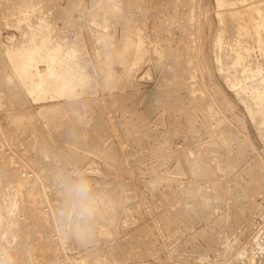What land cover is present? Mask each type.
Masks as SVG:
<instances>
[{"label": "rangeland", "instance_id": "1", "mask_svg": "<svg viewBox=\"0 0 264 264\" xmlns=\"http://www.w3.org/2000/svg\"><path fill=\"white\" fill-rule=\"evenodd\" d=\"M219 4L0 0V264H264V0Z\"/></svg>", "mask_w": 264, "mask_h": 264}, {"label": "clouds", "instance_id": "2", "mask_svg": "<svg viewBox=\"0 0 264 264\" xmlns=\"http://www.w3.org/2000/svg\"><path fill=\"white\" fill-rule=\"evenodd\" d=\"M64 206L56 216L57 228L67 239L75 237L82 245L93 243L89 221L93 217V197L90 186L83 178L65 185Z\"/></svg>", "mask_w": 264, "mask_h": 264}, {"label": "bare ground", "instance_id": "3", "mask_svg": "<svg viewBox=\"0 0 264 264\" xmlns=\"http://www.w3.org/2000/svg\"><path fill=\"white\" fill-rule=\"evenodd\" d=\"M220 4H226L227 2H229V0H217ZM248 1V0H247ZM253 1V0H252ZM244 2V1H243ZM255 2H257V1H255ZM254 2V3H255ZM239 3V2H238ZM249 2H247V4H245L247 7L245 8V11L246 10H249L250 9V11L252 12L253 11V9H254V7H252V6H250L251 5V2L248 4ZM257 3H259V2H257ZM220 4H219V6H220ZM244 4H243V6H244ZM252 5H253V3H252ZM228 6V5H227ZM239 6V5H238ZM255 6H256V3H255ZM260 6V5H259ZM258 6V7H259ZM242 7V6H241ZM232 8V7H231ZM240 8V7H239ZM238 8V9H239ZM233 9V8H232ZM252 9V10H251ZM257 8H255V10H256ZM233 10H235V9H233ZM237 10V9H236ZM260 10H261V8H260ZM263 10V9H262ZM228 11V13L232 16V15H234L235 14V11H232L230 8L227 10ZM239 11V10H238ZM250 11H249V13H250ZM257 11H259V10H257ZM264 11V10H263ZM218 12H220V11H218ZM223 12V11H222ZM226 12V11H225ZM240 12V11H239ZM245 13H247V12H245ZM238 14V13H237ZM260 14V13H259ZM262 14H263V12H262ZM252 15H253V13H252ZM255 15H258L257 13H255ZM223 16V15H222ZM254 16V15H253ZM226 17V16H225ZM261 17V16H260ZM224 19V18H223ZM230 19V18H229ZM264 19V18H263ZM227 20V19H226ZM226 20L224 21V22H226ZM248 20H249V18H248ZM261 20H262V18H261ZM227 21H229V20H227ZM237 21V20H236ZM230 22H232V20L230 19ZM239 23V22H238ZM251 23H252V21H251ZM226 24V23H225ZM228 24V23H227ZM245 24H246V22H245ZM258 24V23H257ZM230 25V24H229ZM236 26V25H235ZM234 26V27H235ZM253 26H255V24H253ZM222 27V26H221ZM246 27V26H245ZM248 27H249V25H248ZM252 27V26H251ZM243 28V27H242ZM239 29V28H238ZM223 31V30H222ZM241 31V30H240ZM244 30H242V32H243ZM248 31V30H247ZM261 31V30H260ZM264 31V30H263ZM249 32V31H248ZM256 32H257V30H256ZM233 33V32H232ZM251 33H252V31H251ZM261 33V32H260ZM241 34V33H240ZM247 34V33H246ZM254 34V33H253ZM262 34V33H261ZM264 35V34H263ZM235 36L236 35H234V39H235ZM245 36V35H244ZM257 35H255V37H256ZM254 37V36H253ZM254 37V38H255ZM237 38H239V37H237ZM256 38H259V37H256ZM221 40H223V39H221ZM228 40V39H227ZM255 40V39H254ZM257 40H259V39H257ZM261 40V39H260ZM236 41H238V39L236 40ZM244 41V40H243ZM253 41V40H252ZM219 42V41H218ZM227 42V41H226ZM240 42V41H239ZM242 42V41H241ZM251 42V41H250ZM263 42V41H262ZM233 43V42H232ZM229 44H231V43H229ZM236 44V43H235ZM251 44V43H250ZM254 44V43H253ZM252 44V45H253ZM233 45V44H232ZM239 45V44H238ZM243 45V43L241 44V46ZM259 45V44H258ZM248 46V45H247ZM261 46H262V44H261ZM222 47H223V45H222ZM221 47V48H222ZM245 48H247L246 46H244ZM235 48H236V46H235ZM234 48V49H235ZM240 49V48H239ZM263 49V48H262ZM261 49V50H262ZM229 50V49H228ZM248 50H249V47H248ZM236 51H237V48H236ZM243 51V49H241V51L240 52H242ZM252 51H253V49H252ZM249 52V51H248ZM222 52H220V54H221ZM225 53H227L226 52V50H225ZM232 53V52H231ZM229 54V53H228ZM251 54V49H250V52H249V55ZM234 55V54H233ZM251 56V55H250ZM249 56V57H250ZM223 57V56H222ZM231 57V56H230ZM244 57H245V54H244ZM246 57H247V55H246ZM220 58V57H219ZM224 58V57H223ZM227 58V57H226ZM234 59V58H233ZM244 59H246V58H244ZM235 60V59H234ZM242 61V60H241ZM228 63V62H227ZM247 62L245 61V63L244 64H246ZM240 65V64H239ZM227 66V65H226ZM231 66V65H230ZM241 66V65H240ZM246 66H248V64H246ZM237 67V66H236ZM241 67H243V65L241 66ZM241 67H239V68H241ZM231 68H233V67H231ZM245 68V67H244ZM248 68V67H247ZM238 69V68H237ZM255 69H257V68H255ZM228 70H229V68H228ZM235 70V69H234ZM245 71L246 70H248V69H244ZM258 70V69H257ZM236 71V70H235ZM110 73H107L109 76H111L112 74H113V72H112V70H110L109 71ZM239 72H241V70L239 71ZM252 72H254V70L252 71ZM235 74V73H234ZM226 76V75H225ZM106 77H108V76H106ZM228 78H230L229 76H228ZM32 81H34L33 79H31ZM21 83V82H20ZM20 83H19V85H20ZM23 83H25L24 81H22V84ZM25 84H28V80H27V83H25ZM33 84H34V82L32 83V85H30L31 87H32V90H35V86H33ZM22 86H24V85H22ZM257 86V85H256ZM26 87V86H25ZM25 87H23V88H25ZM35 87V88H34ZM34 88V89H33ZM252 88H253V86H252ZM15 89V88H14ZM16 89H18V86L16 87ZM258 89H260V88H258ZM244 90V89H243ZM253 90V89H252ZM255 90H256V88H255ZM260 91H261V89H260ZM248 93V92H247ZM263 93V92H262ZM239 95H240V93H239ZM243 95H245V94H243ZM250 95V94H249ZM258 96V95H257ZM20 97V96H19ZM242 97V96H241ZM254 97V96H253ZM244 98V97H243ZM251 98V97H250ZM264 98V97H263ZM247 99H249V97H247ZM244 100H245V98H244ZM255 100V99H254ZM72 106V104H68V105H64V106H60V105H58V106H54V107H49V106H47V107H42L41 109H39V112H38V114H40L41 116H43L46 120H51L53 117H51V118H49L50 116H47V114L48 113H50V114H52V113H54V110L55 111H59V113H64V114H66L67 112H69V106ZM259 118H260V121H261V119H262V117H260V116H258ZM258 119V118H257ZM14 120V122L16 123V125L18 124H20V122L18 121V120H16V119H13ZM259 120V119H258ZM263 120H264V118H263ZM52 121V120H51ZM54 121V120H53ZM52 121V122H53ZM13 122V121H12ZM62 122H64V121H62ZM54 123V122H53ZM60 123H61V121L59 120V125H60ZM78 124H80V122H77ZM76 123V124H77ZM262 123V122H261ZM57 124V123H56ZM55 124V125H56ZM62 124V123H61ZM66 124V123H65ZM75 124V125H76ZM77 124V125H78ZM22 125V124H21ZM76 125V126H77ZM81 125V124H80ZM65 125H63V127H64ZM68 126H69V124L67 125V128H68ZM71 126V125H70ZM74 126V125H73ZM73 126H72V128H73ZM24 127V126H23ZM82 128H83V126H81ZM24 128H26V127H24ZM77 128V127H76ZM79 128V127H78ZM20 129H22V128H20ZM69 129H71L70 127H69ZM74 129V128H73ZM80 129V131H81V128H79ZM76 129H74V131H75ZM73 131V130H72ZM73 131V132H74ZM85 132V131H84ZM84 132H82V134L84 133ZM22 133V132H21ZM28 133V132H27ZM78 133H80V132H78ZM85 134V133H84ZM83 134V135H84ZM87 134V133H86ZM80 135H81V133H80ZM27 136H29V135H27ZM85 136V135H84ZM95 137V136H94ZM97 137V136H96ZM31 138V137H30ZM37 138V137H36ZM36 141V140H35ZM41 141V140H40ZM43 141V140H42ZM90 141V140H89ZM39 143V142H38ZM42 143V142H41ZM40 143V144H41ZM46 143H48V142H46ZM98 144H100V143H98ZM44 145V144H43ZM39 146V145H38ZM37 146V148H39ZM42 146V145H41ZM48 147V144L47 145H45V146H43V147ZM91 147V146H90ZM93 147L94 146H92L91 148L93 149ZM96 148H97V146H95ZM94 147V148H95ZM41 148V147H40ZM49 148V147H48ZM96 148H95V150H96ZM45 149V148H44ZM47 150H50V149H47ZM97 150H98V148H97ZM53 151V150H52ZM52 151H50V152H52ZM99 151V150H98ZM111 151V152H110ZM109 152L112 154L113 153V156H115L114 155V152H112V150H110ZM38 152V151H37ZM49 152V151H48ZM47 152V153H48ZM109 152H107V153H109ZM45 153H46V151H45ZM53 153H54V151H53ZM109 153V156H112L111 154ZM52 154V153H51ZM105 154V156H106V152L104 153ZM110 159V158H109ZM53 168V167H52ZM50 169V168H49ZM24 170V169H23ZM51 170V169H50ZM54 171V170H53ZM22 172V171H21ZM24 173V172H23ZM91 229V234H92V237H93V235H94V232H93V229L92 228H90ZM97 229V228H96ZM104 232V231H103ZM75 238V237H74ZM76 241H77V239H76Z\"/></svg>", "mask_w": 264, "mask_h": 264}]
</instances>
